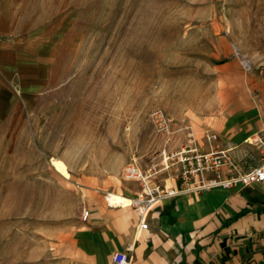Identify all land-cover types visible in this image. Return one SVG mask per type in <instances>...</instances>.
Listing matches in <instances>:
<instances>
[{
    "label": "rangeland",
    "instance_id": "obj_1",
    "mask_svg": "<svg viewBox=\"0 0 264 264\" xmlns=\"http://www.w3.org/2000/svg\"><path fill=\"white\" fill-rule=\"evenodd\" d=\"M8 23L40 39L43 63L0 116V264H77L84 190L120 193L127 163L162 167L156 109L200 145L264 103V0H0Z\"/></svg>",
    "mask_w": 264,
    "mask_h": 264
},
{
    "label": "crops",
    "instance_id": "obj_2",
    "mask_svg": "<svg viewBox=\"0 0 264 264\" xmlns=\"http://www.w3.org/2000/svg\"><path fill=\"white\" fill-rule=\"evenodd\" d=\"M40 44L35 35L14 32L13 23L0 26V116L17 101L13 87L29 92L23 84L43 63ZM218 118L210 130L217 134L215 144L234 147L231 155L238 159L250 153L248 136L264 129V103ZM126 185L116 194L127 198L137 189ZM83 196L73 233L77 264H114L113 255L128 248L129 264H264V182L164 200L147 215L143 231L131 208L109 207L98 190L86 189Z\"/></svg>",
    "mask_w": 264,
    "mask_h": 264
},
{
    "label": "built area",
    "instance_id": "obj_3",
    "mask_svg": "<svg viewBox=\"0 0 264 264\" xmlns=\"http://www.w3.org/2000/svg\"><path fill=\"white\" fill-rule=\"evenodd\" d=\"M150 121L154 131L164 138V149L161 151L162 167H152L140 170L135 162L127 163L120 174L123 182L137 184V189L131 196H127L126 207L131 208L137 215L139 230L147 229V215L164 200L187 195V193L201 194L213 189H231L235 186L247 187L264 182V129L246 139L244 144L253 146L258 151V159L249 153H243L240 158L231 155L234 147L219 148L216 146L217 134L206 131L202 134V142L197 144L188 128L174 130L171 119L158 109L150 114ZM186 130V143L178 150L168 151L167 147L174 140L175 135ZM190 139V140H189ZM189 143V144H187ZM191 143V144H190ZM161 171H170L173 176L172 186H166L157 180ZM109 194H106L107 205ZM88 212L82 213L85 220ZM129 248L125 252L115 253L114 264H129Z\"/></svg>",
    "mask_w": 264,
    "mask_h": 264
},
{
    "label": "bare ground",
    "instance_id": "obj_4",
    "mask_svg": "<svg viewBox=\"0 0 264 264\" xmlns=\"http://www.w3.org/2000/svg\"><path fill=\"white\" fill-rule=\"evenodd\" d=\"M51 164L56 167L58 169V171L60 173H62V170L60 169L61 168V163H59L58 161L56 160H51ZM108 203L112 206H115V205H120V206H123L124 205V198L116 193H112V194H109L108 198ZM127 203H128V200H127Z\"/></svg>",
    "mask_w": 264,
    "mask_h": 264
}]
</instances>
